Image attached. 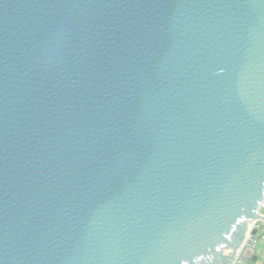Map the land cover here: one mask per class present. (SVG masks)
<instances>
[{
	"label": "water",
	"instance_id": "water-1",
	"mask_svg": "<svg viewBox=\"0 0 264 264\" xmlns=\"http://www.w3.org/2000/svg\"><path fill=\"white\" fill-rule=\"evenodd\" d=\"M262 204L264 0H0V264L256 263Z\"/></svg>",
	"mask_w": 264,
	"mask_h": 264
},
{
	"label": "built area",
	"instance_id": "built-area-1",
	"mask_svg": "<svg viewBox=\"0 0 264 264\" xmlns=\"http://www.w3.org/2000/svg\"><path fill=\"white\" fill-rule=\"evenodd\" d=\"M260 213L262 214V216L264 217V204H262L261 209H260ZM254 228L259 230V233L257 235V239L255 242V246H256V254H257V247L259 244H262V242H264V221L260 220L258 221L255 225ZM249 258H251V256L249 255ZM250 260V259H249Z\"/></svg>",
	"mask_w": 264,
	"mask_h": 264
},
{
	"label": "crops",
	"instance_id": "crops-1",
	"mask_svg": "<svg viewBox=\"0 0 264 264\" xmlns=\"http://www.w3.org/2000/svg\"><path fill=\"white\" fill-rule=\"evenodd\" d=\"M256 257H257V262H256L257 264H264V242L258 245Z\"/></svg>",
	"mask_w": 264,
	"mask_h": 264
},
{
	"label": "bare ground",
	"instance_id": "bare-ground-1",
	"mask_svg": "<svg viewBox=\"0 0 264 264\" xmlns=\"http://www.w3.org/2000/svg\"><path fill=\"white\" fill-rule=\"evenodd\" d=\"M253 223H254L253 221H248L247 222V232H246V236L248 235L250 229L252 228Z\"/></svg>",
	"mask_w": 264,
	"mask_h": 264
},
{
	"label": "rangeland",
	"instance_id": "rangeland-1",
	"mask_svg": "<svg viewBox=\"0 0 264 264\" xmlns=\"http://www.w3.org/2000/svg\"><path fill=\"white\" fill-rule=\"evenodd\" d=\"M243 264H257V263H251V262L249 261V259H248L247 262H245V263H243Z\"/></svg>",
	"mask_w": 264,
	"mask_h": 264
},
{
	"label": "trees",
	"instance_id": "trees-1",
	"mask_svg": "<svg viewBox=\"0 0 264 264\" xmlns=\"http://www.w3.org/2000/svg\"><path fill=\"white\" fill-rule=\"evenodd\" d=\"M251 262V261H250ZM252 263V262H251Z\"/></svg>",
	"mask_w": 264,
	"mask_h": 264
}]
</instances>
